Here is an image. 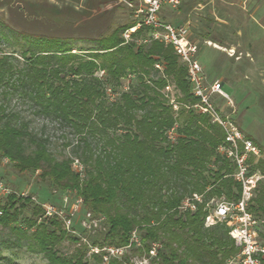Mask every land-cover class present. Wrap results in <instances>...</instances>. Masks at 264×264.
Returning <instances> with one entry per match:
<instances>
[{"label":"trees","instance_id":"obj_1","mask_svg":"<svg viewBox=\"0 0 264 264\" xmlns=\"http://www.w3.org/2000/svg\"><path fill=\"white\" fill-rule=\"evenodd\" d=\"M110 3L119 4L105 0L103 6ZM34 5L0 0V8L19 19L16 25L0 13V157L21 172H39L62 193L71 190L82 197L84 209L104 219L101 231L90 235L94 246L128 245L137 230L142 245L133 246L132 253L148 254L152 243L160 242L158 264H226L238 247L225 223L206 226L212 206L207 204L213 198L238 199L242 185L233 176L235 164L218 151L225 139L222 126L194 107L199 98L174 47L160 41L124 43L122 32L137 25L131 19L83 37L89 45L75 50V40L82 37L50 32L46 15ZM145 33L141 27L133 36ZM14 99L70 126L75 156L56 157L48 138L12 106ZM76 159L82 170L74 166ZM252 170L264 174V159ZM194 193L203 198L198 209L182 211L183 200ZM0 210V225L15 234L14 244L25 239L50 264H90L87 244L70 254L57 248L63 240L79 243L88 236L73 235L61 219L46 217L32 195L13 191L0 201ZM250 210L264 217V179ZM75 226L74 234L85 231ZM103 254L93 253L92 259L102 263ZM122 258L109 264H124L129 255Z\"/></svg>","mask_w":264,"mask_h":264},{"label":"rangeland","instance_id":"obj_2","mask_svg":"<svg viewBox=\"0 0 264 264\" xmlns=\"http://www.w3.org/2000/svg\"><path fill=\"white\" fill-rule=\"evenodd\" d=\"M31 1L35 5H42H34L32 9L46 15L50 32L82 37L75 40V50L89 45L83 37L136 19L132 9L120 1L119 4L110 3L105 7V0ZM72 5L74 11L67 12L65 7L72 8ZM44 6L49 10L43 9ZM0 13H5L7 19L19 25L18 16L12 17L7 7L0 8ZM165 17L173 24H190V36L199 46L200 62L209 81H224L223 89L232 97L234 107L226 106V101L220 98L216 102L224 107L225 113L234 110V118L239 126L264 148V0H183L177 8H167ZM2 46L7 47L6 44ZM123 84L126 86L128 79ZM170 92L174 97L172 94L175 95V91L171 89ZM12 106L17 107L32 129L48 138L49 148L56 157L75 156L76 136L70 126L35 114L28 102L14 99ZM38 173L21 172L7 158L0 157V178L13 191H25L34 196V201L38 203H61L62 191L42 180ZM26 213L29 214V211ZM99 231L101 225L97 231L85 230L79 235L73 233L79 237L81 234L88 236L89 242L84 237L79 243L63 240L57 248L62 253L70 254L80 243L87 244L90 264H98L92 259L89 245L91 238ZM15 237L8 227L0 225V257H5L0 259V264H50L43 253L28 248L25 239L21 244H14ZM125 254L129 255V260L124 264L145 255L132 253V248ZM155 258L151 264H158Z\"/></svg>","mask_w":264,"mask_h":264},{"label":"built area","instance_id":"obj_3","mask_svg":"<svg viewBox=\"0 0 264 264\" xmlns=\"http://www.w3.org/2000/svg\"><path fill=\"white\" fill-rule=\"evenodd\" d=\"M118 1L128 5L137 20L136 26L126 28L122 32L124 43L135 41L141 44L160 41L165 45H172L180 61L187 68V78L193 95L199 98V102L194 107L207 113L214 123L222 126L225 132L224 142L219 145L218 151L235 164L233 176L241 183L242 191L238 199L213 198L207 204L212 206L206 215L205 224L210 226L225 223L229 227V233L235 240L238 251L227 260L226 264H262L264 239L261 232L264 227V217L250 210V202L259 182L264 179V174L253 171L252 167L259 159H264V153L261 147L239 126L234 118V110L225 113L224 107L216 102V99L220 98L226 101V106L234 107L232 97L223 89L224 81L220 79L209 81L205 68L200 62L199 46L190 36V24H173L166 19L167 8H177L182 0ZM141 27L146 29V34L134 37L133 33ZM157 67L162 69L161 64H157ZM175 107L178 106L175 104ZM74 166L78 170L83 169L78 159L75 160ZM12 192L13 189L0 178V201ZM19 194L28 196L25 191ZM32 198L35 199L34 196ZM202 199V195L194 193L183 200L180 209L196 211L198 202H202ZM41 205L45 209L46 217L61 219L64 227L72 233H78L75 224H80L82 228L89 231L99 229L100 225L102 229L103 217H94L92 212L85 210L83 198L71 190L63 192L61 203L46 202ZM83 239L88 240L86 237ZM141 245V237L138 231L134 230L128 245L99 247L90 244L89 246L92 253L104 252L103 264H109L111 258H122L128 249ZM160 248H162L160 242H153L148 254L127 264H151V260L157 257Z\"/></svg>","mask_w":264,"mask_h":264}]
</instances>
